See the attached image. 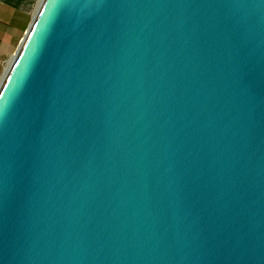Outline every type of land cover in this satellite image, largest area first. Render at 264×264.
Listing matches in <instances>:
<instances>
[{
    "label": "water",
    "instance_id": "95a60500",
    "mask_svg": "<svg viewBox=\"0 0 264 264\" xmlns=\"http://www.w3.org/2000/svg\"><path fill=\"white\" fill-rule=\"evenodd\" d=\"M0 264H264V0H41L0 81Z\"/></svg>",
    "mask_w": 264,
    "mask_h": 264
},
{
    "label": "rangeland",
    "instance_id": "374dc122",
    "mask_svg": "<svg viewBox=\"0 0 264 264\" xmlns=\"http://www.w3.org/2000/svg\"><path fill=\"white\" fill-rule=\"evenodd\" d=\"M39 0H0V79L27 32Z\"/></svg>",
    "mask_w": 264,
    "mask_h": 264
},
{
    "label": "bare ground",
    "instance_id": "6f19581e",
    "mask_svg": "<svg viewBox=\"0 0 264 264\" xmlns=\"http://www.w3.org/2000/svg\"><path fill=\"white\" fill-rule=\"evenodd\" d=\"M40 2H41V0H39L38 1V6H39V4H40ZM38 6H37V8H38ZM37 10V9H36ZM36 10H35V12H36ZM35 14V13H34ZM13 59V58H12ZM12 61V60H11ZM11 61H10V63H11ZM10 63H9V65H10ZM2 79V78H1ZM1 79H0V81H1Z\"/></svg>",
    "mask_w": 264,
    "mask_h": 264
}]
</instances>
